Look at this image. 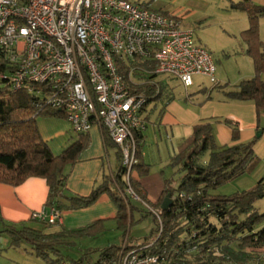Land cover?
<instances>
[{
  "label": "trees",
  "instance_id": "1",
  "mask_svg": "<svg viewBox=\"0 0 264 264\" xmlns=\"http://www.w3.org/2000/svg\"><path fill=\"white\" fill-rule=\"evenodd\" d=\"M232 8L247 15L249 28L241 33V40L246 46L245 54L253 62L255 75L225 91L224 96L230 101L252 102L259 125L264 114V43L259 35L264 6L256 5L252 0H240L232 3ZM3 72L4 67L0 65V74ZM0 81L3 85L0 86V183L17 187L30 178L44 179L49 187L46 207H54L61 213L89 208L107 194L117 207L115 220L124 240L121 245L101 250L95 264H117L120 256L136 244L151 245L147 253L158 256V264H264V227H261L264 213L260 214L256 207L257 202L264 198V178L252 188L230 196L215 194L223 185L254 172L259 164L254 154L258 136L248 143L219 147L210 123L195 127L189 152L171 163L174 167L181 165L178 184L172 186L170 181H166L160 200L152 203L134 177L135 174L138 177L149 174V166L142 156L144 136L136 135L138 162L131 169L130 187L141 202L155 210H161L167 195H171L173 205L157 217L138 202L155 226L143 241L134 242L131 230L138 207L126 193L127 168L122 151L111 141L108 133L102 130L105 146L118 149L116 172L89 196H68L67 169L74 166L89 147L88 137L80 135L76 143L55 156L40 135L37 119H65L64 112L46 106L40 97L26 89L13 91L6 81ZM218 85H214L217 90L227 87L221 85L217 88ZM43 89V86L37 87V90ZM134 93L146 95L150 103L159 99L163 91L157 95L155 86L145 84L134 89ZM238 136V129L233 127V138L237 140ZM205 155L208 157L204 163L201 160ZM38 223L43 228L51 227ZM103 231V221L65 234H46L43 230L26 226L21 229L0 226V235L9 236L10 247L28 245L30 253L47 264H85L86 260V264H90V252L85 254L87 258L68 261L60 247L70 243L67 238L92 237ZM255 252L261 257H255ZM51 255L55 259H51Z\"/></svg>",
  "mask_w": 264,
  "mask_h": 264
},
{
  "label": "built area",
  "instance_id": "2",
  "mask_svg": "<svg viewBox=\"0 0 264 264\" xmlns=\"http://www.w3.org/2000/svg\"><path fill=\"white\" fill-rule=\"evenodd\" d=\"M0 65L2 81L63 111L77 135L95 125L104 129L122 151L126 193L160 217L162 209L141 202L129 185L138 162L135 136L147 129L150 100L133 86L160 89L159 76L186 90L196 76L219 84L213 56L192 30L176 16L131 0H0ZM31 219L56 226L62 213L45 207ZM150 246L136 244L117 264H158L159 257L147 253Z\"/></svg>",
  "mask_w": 264,
  "mask_h": 264
},
{
  "label": "crops",
  "instance_id": "3",
  "mask_svg": "<svg viewBox=\"0 0 264 264\" xmlns=\"http://www.w3.org/2000/svg\"><path fill=\"white\" fill-rule=\"evenodd\" d=\"M252 1L256 5L264 6V0ZM248 28L249 21L243 29ZM259 35L264 43V18L259 22ZM243 45L245 53L246 46L244 43ZM252 77L251 75L249 79ZM155 82L163 85L164 90L162 89V96L150 102L145 110L147 129L143 134L142 156L145 164L149 166V174L142 177L134 175L149 201L157 203L163 194L166 181L172 182L174 174L181 175V165L174 167L171 163L173 159L189 152L195 127L207 123L213 126V135L219 147L248 143L260 133L254 145V154L259 164L253 174L255 183L264 178V114L258 125L256 108L252 102L230 101L224 96L225 91L232 90L241 81L234 85L219 82L220 85H227L224 90H217L213 85L198 87L185 95L167 92L164 81L156 78ZM194 86L195 84L191 88ZM37 125L42 139L55 156L60 155L80 138V135L73 132L66 118H38ZM233 127L239 131L237 140L233 138ZM86 136L89 147L80 155L77 163L67 169L68 196H89L117 170L118 149L105 146L102 129L95 125ZM48 195L47 182L41 178H30L17 187L0 183V226L16 229L26 226L43 230L46 234H65L103 221V233L115 230L121 235L115 220L117 207L107 194L102 195L89 208L64 211L62 221L58 225L43 228L42 224L31 219V215L46 207ZM261 227H264V223ZM5 236L9 237L3 234L0 238Z\"/></svg>",
  "mask_w": 264,
  "mask_h": 264
},
{
  "label": "rangeland",
  "instance_id": "4",
  "mask_svg": "<svg viewBox=\"0 0 264 264\" xmlns=\"http://www.w3.org/2000/svg\"><path fill=\"white\" fill-rule=\"evenodd\" d=\"M131 1L139 3L145 8L178 17L184 27L193 31L198 46L206 49L213 56L216 64V78L222 84L234 85L255 75L252 61L244 53V45L241 40V33L246 30L243 27L248 23L247 16L232 8V3H237L240 0ZM157 80L164 81L167 92L171 91L175 95H185L198 87L214 85L208 78L196 76L194 77L195 86L187 91L178 80L172 77L159 76ZM0 86H3L1 81ZM139 87L141 86H133L134 89ZM163 87L160 85V89L158 87L156 89L162 92ZM216 87H221V85ZM207 157L208 155H205L201 161L205 163ZM253 173L245 174L233 182L223 185L215 191V194L230 196L252 188L256 184ZM180 178L179 173L174 174L171 185L176 186L175 183ZM135 205L138 210L134 213L135 224L131 230V236L141 242L150 235L155 225L153 219L142 211L137 201ZM256 207L260 214L264 213V198L257 202ZM123 240L122 233L120 235L115 230H108L92 237L72 238L70 243H65L60 247V251L68 261L87 258L85 254L90 252L88 253L89 262L95 264L101 250L113 245H121ZM8 241L9 237L7 236L0 238V264H47L44 260L32 255L28 245L12 248L10 244L8 245ZM124 247L126 244L123 245ZM255 257L261 256L255 252ZM51 259H55V257L51 255Z\"/></svg>",
  "mask_w": 264,
  "mask_h": 264
},
{
  "label": "water",
  "instance_id": "5",
  "mask_svg": "<svg viewBox=\"0 0 264 264\" xmlns=\"http://www.w3.org/2000/svg\"><path fill=\"white\" fill-rule=\"evenodd\" d=\"M260 133L257 135L258 137H260ZM173 205V199L171 198V195H167L161 205V209L162 211H167L171 208V206Z\"/></svg>",
  "mask_w": 264,
  "mask_h": 264
}]
</instances>
